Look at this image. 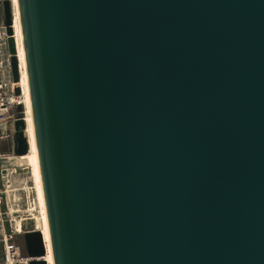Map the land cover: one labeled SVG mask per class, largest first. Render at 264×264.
Masks as SVG:
<instances>
[{"label": "water", "instance_id": "95a60500", "mask_svg": "<svg viewBox=\"0 0 264 264\" xmlns=\"http://www.w3.org/2000/svg\"><path fill=\"white\" fill-rule=\"evenodd\" d=\"M18 10L54 264H264V0ZM24 243L48 264L42 231Z\"/></svg>", "mask_w": 264, "mask_h": 264}, {"label": "built area", "instance_id": "2783aa9c", "mask_svg": "<svg viewBox=\"0 0 264 264\" xmlns=\"http://www.w3.org/2000/svg\"><path fill=\"white\" fill-rule=\"evenodd\" d=\"M10 38L12 37L8 35L7 28L2 22L0 24V264H31L34 259L26 253L24 236L41 230L35 227V221L29 212L33 208V194L23 187L24 184L13 186V180L17 177H21L22 180L26 177L27 168L18 162L24 156L19 157L14 153L16 122L21 114L19 106L24 107V103L22 94L16 95V90L21 86L14 82ZM18 222L21 224L19 225ZM44 245L48 254L45 240ZM43 260L49 264L47 257Z\"/></svg>", "mask_w": 264, "mask_h": 264}, {"label": "bare ground", "instance_id": "6f19581e", "mask_svg": "<svg viewBox=\"0 0 264 264\" xmlns=\"http://www.w3.org/2000/svg\"><path fill=\"white\" fill-rule=\"evenodd\" d=\"M11 1L13 3V9H14V19H15L14 30H15V37L18 48V58L20 62V72H21V82L19 84L22 88V101L24 103V108H25L27 136L30 144V150L28 155L19 159L18 162L19 164L26 166V168L29 170L25 179L26 184H24L23 186L26 190H30V192L33 194L34 197L33 208L30 209L29 212L33 216L32 218L35 221V227L43 232L44 240L46 242V246L48 250L47 260L49 264H54L50 235H49L48 219L45 208V200H44V193H43V186H42V179L40 172L38 151H37L35 133H34L32 106H31L30 91L28 85V75L26 70V60H25V52H24V45L22 39V30H21L20 18H19L18 0H11ZM18 224L20 225L21 223L18 222Z\"/></svg>", "mask_w": 264, "mask_h": 264}, {"label": "rangeland", "instance_id": "374dc122", "mask_svg": "<svg viewBox=\"0 0 264 264\" xmlns=\"http://www.w3.org/2000/svg\"><path fill=\"white\" fill-rule=\"evenodd\" d=\"M1 0H0V24L2 23V18H3V8H2V4H1ZM28 169H26L25 173L28 174ZM25 179L26 177L22 178L21 177H17L16 180H13V186H21L22 184H26L25 183ZM30 183V181H29Z\"/></svg>", "mask_w": 264, "mask_h": 264}]
</instances>
